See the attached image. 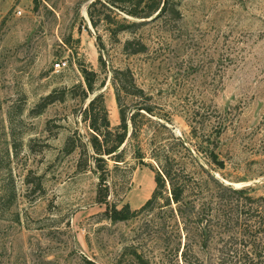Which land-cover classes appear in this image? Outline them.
<instances>
[{
	"label": "rangeland",
	"instance_id": "rangeland-1",
	"mask_svg": "<svg viewBox=\"0 0 264 264\" xmlns=\"http://www.w3.org/2000/svg\"><path fill=\"white\" fill-rule=\"evenodd\" d=\"M93 1L0 0V264L167 258L179 237L172 224L169 233L160 229L157 211L115 221L107 210H138L151 198L152 147L171 148L195 170L176 138L192 150L200 142L203 149L216 145L225 168L205 153L199 157L211 174L264 195V0H170L179 13L145 18L150 21L137 32L117 35L127 15L102 0L90 10L93 22ZM133 37L147 51L127 53L124 42ZM57 58L68 60L60 72L53 66ZM126 67L150 99L126 98L130 113L141 112L137 134L128 139L122 165L107 158L105 190L95 162L79 166L81 148L68 152L65 145L70 137L88 143L91 134L83 119L82 68L97 73L91 97L103 92L116 128L120 113L111 78L114 68ZM49 94L57 99L43 106ZM138 146L153 165L139 163ZM195 176L206 198L221 197L205 172L198 168ZM218 254L212 246L201 256L211 264Z\"/></svg>",
	"mask_w": 264,
	"mask_h": 264
},
{
	"label": "trees",
	"instance_id": "trees-1",
	"mask_svg": "<svg viewBox=\"0 0 264 264\" xmlns=\"http://www.w3.org/2000/svg\"><path fill=\"white\" fill-rule=\"evenodd\" d=\"M107 2L127 15L124 22L114 30L115 35L124 31L137 32L147 21L159 18L163 13H179L170 4V0H107ZM98 3H102V0H94L89 5V11ZM90 17L94 22L91 11ZM147 49V44L136 37L124 42V50L130 54L143 53ZM100 59L105 63L102 57ZM82 72L86 81L82 98L84 101L88 100L83 110V119L88 122L91 134L88 143L80 140L79 144H76L72 137L68 138L65 149L72 152L80 147L82 157L79 166L94 161L100 172L101 187L107 190V158L114 160L116 168L122 165L121 163L125 161V147L137 134L136 117L141 112L137 110L130 113L126 98L144 96L150 99V96H146L144 89L137 85L131 68H114L111 81L119 108L120 124L112 128L103 92L91 97V93L96 90L97 73L88 68H82ZM56 97L55 94L47 95L42 105L53 102ZM147 108L151 110L149 106ZM130 130L131 133L128 135ZM176 139L186 149L189 159L216 182L221 197L206 198L201 180L195 176L198 168L189 171L186 162L171 148L152 147L150 155L157 165L156 189L151 198L138 210H132L129 205L121 209L115 206L108 207L107 210L108 217L115 221L128 220L141 212L157 211L154 218L159 221L160 229L164 233H169L168 227L172 224L173 232L179 237V241L170 247L168 252L170 255L155 261L140 255V263L208 264L201 253L212 246H218L216 262L211 261V264H264V195L254 196L250 193V188H236L211 174L200 162L199 157L205 153L204 157L209 162L218 168H225V160L220 158L216 145L210 143L203 149L205 146L200 142V148L192 150L180 138ZM136 152L140 157V164L153 165L144 160L141 146L137 147ZM103 199L106 201V196ZM167 240L168 244H173L170 238ZM87 261L89 264H97L91 260Z\"/></svg>",
	"mask_w": 264,
	"mask_h": 264
},
{
	"label": "built area",
	"instance_id": "built-area-1",
	"mask_svg": "<svg viewBox=\"0 0 264 264\" xmlns=\"http://www.w3.org/2000/svg\"><path fill=\"white\" fill-rule=\"evenodd\" d=\"M67 65H68V60L65 58H57V59H55V62L53 64L54 70L56 72H60V71L64 70Z\"/></svg>",
	"mask_w": 264,
	"mask_h": 264
},
{
	"label": "bare ground",
	"instance_id": "bare-ground-1",
	"mask_svg": "<svg viewBox=\"0 0 264 264\" xmlns=\"http://www.w3.org/2000/svg\"><path fill=\"white\" fill-rule=\"evenodd\" d=\"M89 21V20H88ZM220 177V176H219Z\"/></svg>",
	"mask_w": 264,
	"mask_h": 264
}]
</instances>
